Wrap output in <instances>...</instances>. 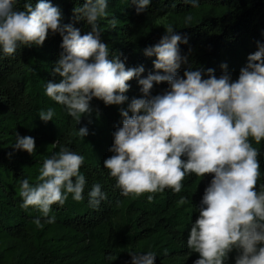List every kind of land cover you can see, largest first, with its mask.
<instances>
[{
    "label": "clouds",
    "instance_id": "obj_1",
    "mask_svg": "<svg viewBox=\"0 0 264 264\" xmlns=\"http://www.w3.org/2000/svg\"><path fill=\"white\" fill-rule=\"evenodd\" d=\"M18 3L0 0V53L11 57L21 46L40 48L49 32L58 33L63 51L54 75L62 79L47 82L45 94L78 124L82 117L91 116L93 98L107 106L122 105L128 100V82L138 80L143 98L133 99L127 110H121L122 127L113 133L109 149L114 155L103 165L120 194L148 193L147 199L152 201L153 194L165 189L180 193L186 176L212 174L199 217L188 235V248L200 257L194 264H225L234 251L235 264H264V185L257 190L259 153L250 142L264 141V43L258 42V50L248 56L235 81L227 64L221 65L224 74L219 78L213 69L205 72L199 68H188L180 76L178 70L188 64V57L181 55L179 45H187L188 39L168 26L159 44L145 50L146 56L156 57L155 73L141 78L143 66L126 68L118 57L109 58L98 25L107 15L108 0H85L74 8L77 21L91 26L84 35L72 25L62 26L61 13L49 0H38L34 7L31 0H25L23 10L16 7ZM132 3L141 14L151 0ZM185 3L199 7V0ZM165 82L168 90L153 96L154 85ZM54 115L49 108L41 110L39 118L47 123ZM88 134L86 126L78 130L81 138ZM13 147L33 155L36 144L33 137L17 133ZM83 163L82 155L60 146L44 160L35 184L22 180L20 207L34 208L44 222L55 223L56 217L50 215L53 205L63 206L69 195L76 202L84 199ZM87 196L93 208L108 198L100 183L93 184ZM179 203H186V198L181 197ZM34 222L42 226L41 218ZM129 254L131 264H154L156 258L150 251Z\"/></svg>",
    "mask_w": 264,
    "mask_h": 264
},
{
    "label": "trees",
    "instance_id": "obj_2",
    "mask_svg": "<svg viewBox=\"0 0 264 264\" xmlns=\"http://www.w3.org/2000/svg\"><path fill=\"white\" fill-rule=\"evenodd\" d=\"M49 2L59 9L62 26L72 25L82 35L91 31L90 25L74 15V8L85 0ZM24 3L19 0L16 7L23 10ZM31 3L34 7L38 0ZM98 25L109 58L118 57L126 68L143 66L141 78L156 71V57L146 56L145 50L159 44L166 28L172 26L188 39L187 45H179L181 55L188 57V64L178 70L180 76L188 68H199L213 69L219 78L224 74L221 65L227 64L235 81L248 56L258 50V42L264 43V0H199L197 8L185 0H151L141 14L132 0H108L107 15ZM61 44L62 37L49 32L40 48L21 46L11 57L0 53V264H131L129 253L149 251L156 255L154 264H194L199 253L188 248L187 240L212 174L186 176L180 193L165 189L153 194L152 201L148 193L122 196L103 165L114 155L109 149L113 133L122 127L121 110H127L133 99L143 98L141 87L136 78L129 81L128 100L122 105L107 106L93 98L91 116L82 117L78 124L45 94L47 82L62 79L54 75ZM168 88L166 82L154 85L152 95H162ZM49 108L55 115L45 123L39 113ZM85 126L89 134L81 138L78 130ZM17 133L34 138L33 155L14 149ZM250 142L259 153V191L264 185V141ZM60 146L84 157L80 171L86 186L83 201L76 202L69 195L63 206L53 205L50 215L56 217L55 223L48 224L34 208L20 207V184L24 179L35 184L44 160ZM95 183L101 184L108 197L99 208L88 203L87 193ZM181 197L186 203H179ZM37 218L42 226L35 224ZM236 255L235 251L229 254L231 264Z\"/></svg>",
    "mask_w": 264,
    "mask_h": 264
},
{
    "label": "rangeland",
    "instance_id": "obj_3",
    "mask_svg": "<svg viewBox=\"0 0 264 264\" xmlns=\"http://www.w3.org/2000/svg\"><path fill=\"white\" fill-rule=\"evenodd\" d=\"M229 259H230L229 257L226 259L225 264H231Z\"/></svg>",
    "mask_w": 264,
    "mask_h": 264
}]
</instances>
